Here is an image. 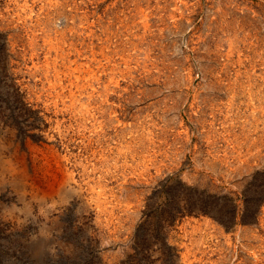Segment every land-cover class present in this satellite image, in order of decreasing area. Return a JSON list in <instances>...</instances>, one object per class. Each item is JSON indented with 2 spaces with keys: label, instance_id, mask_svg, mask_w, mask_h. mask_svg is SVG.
<instances>
[{
  "label": "rangeland",
  "instance_id": "374dc122",
  "mask_svg": "<svg viewBox=\"0 0 264 264\" xmlns=\"http://www.w3.org/2000/svg\"><path fill=\"white\" fill-rule=\"evenodd\" d=\"M0 140V264H264V0H0Z\"/></svg>",
  "mask_w": 264,
  "mask_h": 264
},
{
  "label": "bare ground",
  "instance_id": "6f19581e",
  "mask_svg": "<svg viewBox=\"0 0 264 264\" xmlns=\"http://www.w3.org/2000/svg\"><path fill=\"white\" fill-rule=\"evenodd\" d=\"M77 67V66H76ZM71 68V67H70ZM75 68V67H74ZM61 70V69H60ZM76 70V69H75ZM84 70V69H83ZM87 71V70H86ZM85 71V72H86ZM66 74V73H65ZM70 74V73H69ZM36 75V73H35ZM76 75V74H75ZM78 76V75H77ZM82 76V75H81ZM89 76V74L87 75ZM86 76V77H87ZM76 77V76H75ZM83 79V77H82ZM87 79V78H85ZM84 79V80H85ZM51 81V80H50ZM69 83V82H68ZM71 83V82H70ZM82 83V82H81ZM88 83V82H87ZM83 84V83H82ZM82 87V85H80ZM90 88V87H89ZM52 89H55V94L50 98L46 99L45 102L46 106V112H50L53 117H55L54 120L52 118H47L49 123L54 121L57 125V127H60L63 121H61L59 118L60 116L63 118L69 115L68 120L77 121L75 111L77 108L80 107V94L81 89L78 87H71L69 85H62L59 83L58 86H54ZM93 89V88H92ZM47 94V93H46ZM36 95V94H35ZM93 95V94H92ZM46 98V97H44ZM91 98V97H90ZM38 99V98H37ZM83 102V101H82ZM82 104V103H81ZM88 107V106H87ZM81 111V110H79ZM86 111V110H85ZM88 112V111H87ZM85 113V112H84ZM43 114V113H42ZM83 115V114H82ZM46 117V116H44ZM48 117V116H47ZM81 117V116H80ZM87 118L86 116H84ZM82 117V119L85 120V118ZM80 120V119H79ZM87 121V120H86ZM81 122V121H80ZM92 123V122H91ZM80 124V123H79ZM81 125V124H80ZM73 128V127H72ZM2 129V128H1ZM60 130V128H58ZM57 129V130H58ZM78 129V128H77ZM76 130V129H75ZM80 133V132H79ZM51 138V137H50ZM48 139V138H47ZM50 140V139H48ZM1 141V140H0ZM85 143V142H84ZM91 143V139L89 140V144ZM52 144V143H51ZM88 144V145H89ZM32 145V144H31ZM34 145V144H33ZM44 145V144H43ZM88 145L86 147H88ZM35 146V145H34ZM52 146V145H51ZM29 147V146H28ZM39 147V146H37ZM10 147L4 146L3 143H0V156L4 153V151L9 150ZM16 148V147H15ZM40 148V147H39ZM43 149V148H42ZM41 149V150H42ZM35 150V149H34ZM52 150V149H50ZM54 150V148H53ZM39 151V150H37ZM44 151V150H43ZM9 152V151H8ZM20 151H18V148L14 149V155L19 157L20 160L18 163L21 166H18L17 164L13 163L10 159H3L1 161L2 168L4 170V173L12 176V186L17 194L24 195L25 193H30L32 197L37 196V183L38 181H35L34 178H32L26 168L27 164L23 158L24 154H19ZM50 153V152H49ZM56 153V152H55ZM47 155V153H46ZM4 156V155H3ZM53 156V155H52ZM27 157V156H26ZM50 158V157H49ZM67 158V157H66ZM64 156L59 157L60 162H66V159ZM48 159V158H46ZM18 160V159H17ZM55 160V159H54ZM69 160V159H68ZM71 163V162H70ZM71 166V165H70ZM21 167V168H20ZM65 167V166H64ZM68 167V166H67ZM29 168V167H28ZM73 171V170H72ZM36 172V171H35ZM65 173L61 177L60 185L54 190V192L58 195V203L60 204H68L74 202H78L80 206H84L87 213L92 214V212L96 209V204L94 203V200L92 198V195L90 196L89 193H87L83 188L82 185L78 183V181H75V177L72 176L68 171H64ZM48 173V172H47ZM45 175V174H44ZM74 175V174H73ZM79 176V175H78ZM10 178V177H9ZM47 178V177H46ZM50 179V178H49ZM53 179V178H52ZM84 181V180H83ZM37 182V183H36ZM50 182V181H49ZM88 182V181H87ZM57 183V182H56ZM96 185V184H94ZM2 188V187H1ZM93 188V187H92ZM94 190V189H93ZM96 191V190H95ZM53 190H43L42 194V200H44V197H47L51 195ZM103 192V191H102ZM99 194V193H97ZM21 196V197H22ZM100 196V194H99ZM31 200V197H30ZM103 200V199H102ZM21 202V201H20ZM30 202V201H29ZM28 204V203H27ZM47 204V203H46ZM50 204V203H49ZM56 204V202H55ZM13 205V204H12ZM12 205L10 207H12ZM36 205V204H35ZM54 205V204H53ZM57 205V204H56ZM49 206V205H48ZM43 207V206H42ZM41 207V209H42ZM7 209V208H6ZM30 210V209H29ZM66 210V209H65ZM31 211V210H30ZM101 211V210H100ZM5 212V211H4ZM55 212V211H54ZM78 212V210H77ZM7 213V212H6ZM26 213V212H25ZM45 213V212H44ZM92 216V215H91ZM12 217V216H11ZM43 217V216H42ZM84 217V216H83ZM49 218V217H48ZM97 218V217H96ZM34 219V217H33ZM55 220V219H54ZM82 221V220H81ZM13 223V222H12ZM15 223V222H14ZM98 224V223H97ZM22 225V224H21ZM41 230V229H40ZM46 231V229H45ZM48 231V230H47ZM32 243V242H31ZM28 244V243H27ZM33 245V244H32ZM40 245V244H39ZM45 246V245H44ZM43 246V247H44ZM47 248V246H46ZM45 248V249H46ZM40 251V250H39ZM41 252V251H40ZM37 253V252H36ZM39 253V252H38ZM42 255V254H41ZM35 256V255H34Z\"/></svg>",
  "mask_w": 264,
  "mask_h": 264
}]
</instances>
